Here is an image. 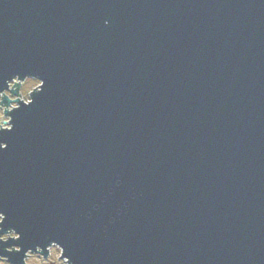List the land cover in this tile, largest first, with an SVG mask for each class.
I'll use <instances>...</instances> for the list:
<instances>
[{"label":"water","instance_id":"water-1","mask_svg":"<svg viewBox=\"0 0 264 264\" xmlns=\"http://www.w3.org/2000/svg\"><path fill=\"white\" fill-rule=\"evenodd\" d=\"M0 96L10 264H264V0H0Z\"/></svg>","mask_w":264,"mask_h":264},{"label":"rangeland","instance_id":"rangeland-1","mask_svg":"<svg viewBox=\"0 0 264 264\" xmlns=\"http://www.w3.org/2000/svg\"><path fill=\"white\" fill-rule=\"evenodd\" d=\"M16 82V81H15ZM15 82L11 83V89L14 85ZM40 85V81L37 79H33V78H28L25 81L21 82V86L19 87V92L21 93V96L19 95L20 100H23L25 102H27L28 100H30V92L34 91L36 88L38 89ZM16 87H13V89H15ZM5 95H7L9 98L11 99H15L16 97L9 91H7L6 93H4ZM2 97V96H0ZM1 102V101H0ZM17 104L16 103H11L9 106L6 105H2V108H0V128H3L5 126H8V123L2 122V121H9L10 118L8 115H5V109L11 110L12 108L16 107ZM1 215H0V221H1ZM8 237H16L14 232H10L8 234L3 235L1 238L2 240H7ZM15 249H17V247H14ZM10 249L13 250V248L11 247ZM51 253L52 256L50 258L51 261H55L56 264H67L66 260L61 259V249L59 247L52 246L51 247ZM26 262L27 264H50L49 261H46L41 255H38L37 253H28L27 258H26ZM0 264H10L7 260H2L0 259Z\"/></svg>","mask_w":264,"mask_h":264},{"label":"flooded vegetation","instance_id":"flooded-vegetation-1","mask_svg":"<svg viewBox=\"0 0 264 264\" xmlns=\"http://www.w3.org/2000/svg\"><path fill=\"white\" fill-rule=\"evenodd\" d=\"M1 219H2V218H1ZM11 231H12V230H8L5 234L10 233ZM12 232H14V231H12ZM5 234H3V235H5ZM3 235H0V240H2L1 237H2ZM15 235H16V234H15ZM15 238H17V235H16V237H14V238H10V239H15ZM2 241H3V240H2ZM52 246H55V244H52L51 246L48 247L49 254H48L47 257H43V255H41V254L38 253V252H37V254H38V255H41L46 261H49L50 264H56L55 261H51V260H50V258H51V256H52V253H51V251H52V250H51V247H52ZM56 246H57V245H56ZM57 247H58V246H57ZM17 249H18V248H17ZM0 259H2V260H3V259H4V260H7V259L2 258V257H0Z\"/></svg>","mask_w":264,"mask_h":264},{"label":"snow or ice","instance_id":"snow-or-ice-1","mask_svg":"<svg viewBox=\"0 0 264 264\" xmlns=\"http://www.w3.org/2000/svg\"><path fill=\"white\" fill-rule=\"evenodd\" d=\"M3 100H4V97H0V101H3ZM3 147L6 148L7 145H4Z\"/></svg>","mask_w":264,"mask_h":264},{"label":"built area","instance_id":"built-area-1","mask_svg":"<svg viewBox=\"0 0 264 264\" xmlns=\"http://www.w3.org/2000/svg\"><path fill=\"white\" fill-rule=\"evenodd\" d=\"M28 101H29V100H28ZM28 101H27V102H28ZM5 127H10V125L8 124V126H5ZM5 127H3V128H5Z\"/></svg>","mask_w":264,"mask_h":264}]
</instances>
